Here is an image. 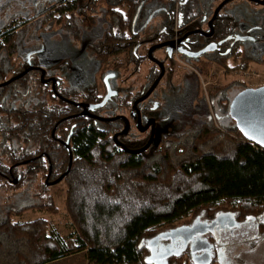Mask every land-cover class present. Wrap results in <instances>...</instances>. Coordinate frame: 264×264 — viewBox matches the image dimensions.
Instances as JSON below:
<instances>
[{
	"label": "trees",
	"instance_id": "obj_1",
	"mask_svg": "<svg viewBox=\"0 0 264 264\" xmlns=\"http://www.w3.org/2000/svg\"><path fill=\"white\" fill-rule=\"evenodd\" d=\"M141 2L107 0L102 3L109 27L101 41L90 49L96 63L122 55L135 57L133 49L138 39L131 26ZM55 3L59 4L52 7L53 13L58 16L46 24L54 31L69 35L73 24L76 26L78 22L73 14H89L86 10L90 11L89 7L81 8L78 0H56ZM188 8L183 11L186 13ZM19 35L15 33L14 37L0 41L4 44L0 46V56L4 52L9 59L15 53ZM203 56L198 67L204 76L213 64L226 72L250 70L254 64L264 65V58L248 50L242 54L232 50L230 68L224 57ZM19 69H13L14 73ZM229 87L216 88L209 97L218 127L204 118L191 132L161 133L139 154L126 150L142 148L146 137H121L124 149L112 138L118 127L116 123L69 116L76 111L73 106L49 107L43 102L34 113L23 112L24 139L35 142L40 152L51 159L52 172L64 173L71 151L70 167L62 182L64 211L75 235L73 239L62 241L43 217L28 222L12 220L13 216L18 217L30 209L57 215L58 209L45 195L42 203L9 209L0 216V264H49L82 251L94 264H149V260L154 264H194L186 255L157 259L146 242L159 235L174 234L178 228L194 226L200 218H212L217 212L238 219L264 213V149L243 139L230 119L228 106L233 97L227 94ZM70 95L73 100L80 97L76 92ZM136 98L137 94L114 99V102L118 108L128 109ZM220 116L229 118L221 122ZM0 131L5 132V129L0 127ZM57 137L69 138V151L64 142L59 144L55 140ZM39 161L44 163L46 173L47 160L41 157ZM3 187L15 189L17 186ZM186 217H189L188 222L176 224Z\"/></svg>",
	"mask_w": 264,
	"mask_h": 264
},
{
	"label": "flooded vegetation",
	"instance_id": "obj_2",
	"mask_svg": "<svg viewBox=\"0 0 264 264\" xmlns=\"http://www.w3.org/2000/svg\"><path fill=\"white\" fill-rule=\"evenodd\" d=\"M39 1L40 0H38V3ZM55 1L56 0H45L42 1L44 5L41 7H39V5H36V7L33 6L34 10H32V13H34L30 18L27 15L23 16L22 11H19L17 14L12 12V14L8 15L7 12H0V41L14 37L15 33L20 34V40L17 44L15 53H13L9 59L6 58L4 52L3 55L0 56V127L5 129V132L0 131V189H8L3 187V185L7 184L17 186L15 189L22 187L23 184H26L27 188L32 185V187H34L33 190L36 189V193L32 195L31 199L27 200L29 203L26 206H34L38 204L40 200H43L44 196L48 193V187L57 184L53 182H55L58 179L56 177H60L63 172H52L51 159L45 152H40L35 142L31 143L29 138L24 139L21 130L25 123L21 119L23 118V112L34 113L39 109L38 105L43 102H46L49 107H51V105L73 106L76 111L69 116L90 119L99 123H116L118 129L116 128L113 136L117 134L116 140L122 144L119 140L121 137L126 139L134 138L129 135H131V129L136 126L138 113L140 115V127H145L147 123H150L151 126L153 121L155 131L157 120L151 117L149 113L158 109L159 106L155 105L154 102L149 103L148 99L163 77H167L169 73L168 64L175 65L176 61L180 63H193L192 70L196 77L200 79V76L208 77L211 67L215 66V64L211 65L207 75H202L198 66L203 60V55L208 54L211 57L217 56V58L224 57L230 68L232 50H238L242 54L247 50L243 47L244 41L263 42L264 40V24L262 23L261 25V22L258 21L259 19H264V13L261 14V16L256 14V12H254L253 15L252 13H245L246 16H244V19H246L248 24L244 25L246 26L245 29H241L240 22L237 21L235 14L225 9L228 2L232 0L224 4L222 3L225 0H222L213 6L209 3L208 5L206 4L205 7L201 0H167L169 2V7L165 10L166 20H164L160 27L152 34L149 48L148 50L146 49L147 52L145 51V58L151 62L152 65L151 68H147L146 70V82L139 86L136 93L125 92L119 97L117 96L118 91L116 88L119 84L124 85L125 83L121 84L116 81V70L120 66L130 65L131 62L134 64L139 63L140 57L137 56V50L140 45L145 42V40L140 37V30L137 27L138 20L145 11L147 2V0H142L138 14L131 26V30L137 35L138 39L137 45L133 49L135 57L130 59L129 56L122 55L124 56V61L118 60L121 57L119 56L116 59H109L101 64L96 63L92 58V60L86 62V70L84 72L88 75L92 73V75H90V85L81 90H72L66 88L61 78L40 66L35 59L37 54L41 53L39 52V44L41 43L39 37L47 33L60 32L54 31L52 26L46 24L48 22L50 23L51 19H55L58 16L57 13H53L55 10L52 7L56 5H52ZM65 1L74 2L75 0ZM78 1L81 8L89 7L90 11L95 7H101L105 18L102 22L103 27H109L106 11L102 4L107 0H89L85 4H83L85 1ZM258 1L262 2L263 0H254L250 2L264 8V5H260ZM131 2V4H133V0H131ZM55 4L58 5L59 3ZM93 4L94 6H92ZM2 6L3 4H0V9ZM219 6L220 8L215 14L214 12ZM186 7L189 8L186 9L187 11L185 13L183 10ZM86 11L89 14L86 13L85 15L78 12L73 15L77 17L76 14H79L82 19L92 17L90 11ZM49 14L50 16L45 20L44 18ZM248 18H250L253 23L249 24ZM78 22H80V20H78ZM42 25H44V28L41 29L40 26ZM25 26H27L26 30H23ZM76 26L78 25L76 24ZM106 27L102 29V34L106 31ZM71 32H69L70 35H73ZM101 33L100 37L89 47V50L101 41ZM65 35L69 34L66 33ZM242 38L245 39L242 40ZM0 46H4V44L0 43ZM206 47L212 49L196 57L187 55L197 53ZM149 50H152L150 54ZM253 54L264 58L259 51L253 52ZM108 64L110 65L108 66ZM13 69L19 70H16L14 73ZM161 69L163 70V74L157 81L153 90L150 91L147 98L137 103L133 110V103L150 90L153 83L159 77ZM223 71L225 76L231 73V70L226 72L225 69H223ZM210 76L211 75H209V77ZM198 78L196 79L199 83ZM183 79L184 77L181 75L180 84H176L175 87L182 86L184 83ZM198 83H196L195 87V101L190 115L191 120L194 118L193 111L196 110L197 106L200 105L202 101L205 103L206 111L208 108L203 97L204 94L200 92ZM11 84H14V86L12 87ZM143 89L145 90L142 91ZM215 90L216 89H213L211 93L206 94L208 99L210 94L214 93ZM229 90L230 87L227 90L228 96L231 91ZM73 92L80 94L77 100L71 99L72 96L70 93ZM238 92L232 97L238 94ZM135 94H137V98L132 101L128 109L118 108L117 105H115L114 99L118 100ZM85 95H88V97H84ZM106 95H109V98L102 107L98 109L88 108V106L99 104ZM110 101L112 104H109ZM116 110H127L128 115H117L114 113ZM118 116L124 117L128 123L126 134H121L125 127V122L123 119L115 118ZM96 117L107 119V121L101 122L97 120ZM205 118L210 119V116H206ZM227 118L229 117L227 116ZM227 118L226 116H220L219 120L221 122H226L228 120ZM172 132L174 131L162 133ZM140 133L145 135L147 141L150 135L149 128ZM66 139L68 144L69 138ZM55 140L59 144L64 142L67 148L65 140H62L60 137H57ZM154 141L153 134L152 143ZM68 148L70 150V146H68ZM41 157L48 162V171L46 173L44 172V163L41 164L39 161ZM40 165H42V167H40ZM42 176L45 178L42 179ZM39 177H41L40 183ZM62 179L59 182H62ZM13 181H16V183H13ZM9 190H12V188H9ZM169 234L168 236L159 235L158 238L146 242V247L155 258L162 257L164 260L165 257L170 258L174 256L179 258L180 256L186 255L189 256L194 264H259L264 261V255L257 254L259 248L264 245V213L259 216H246L238 219L235 217L232 218L230 214L217 212L212 218L202 217L194 226L178 228L175 230L174 234ZM151 256L152 255L149 257L150 259H152ZM148 263L154 264L152 260H149Z\"/></svg>",
	"mask_w": 264,
	"mask_h": 264
},
{
	"label": "rangeland",
	"instance_id": "obj_3",
	"mask_svg": "<svg viewBox=\"0 0 264 264\" xmlns=\"http://www.w3.org/2000/svg\"><path fill=\"white\" fill-rule=\"evenodd\" d=\"M42 1L45 0H40L39 3L38 0H0V4H3L0 12H7L8 15L12 14V12L17 14L19 11H22L23 16L27 15L30 18L34 13H32V10H34L36 5H39V7L44 5ZM61 1L62 0H60V2ZM82 1H85L83 2V4H85L89 0ZM201 1L204 3L203 6L205 7L206 4L208 5L211 3L213 6L222 0ZM54 5L57 4L53 2L52 6ZM168 7L169 2L167 0H147L145 11L137 23V27L140 30V37L145 40L137 50V56L140 57L139 63L134 64L131 62L130 65H123L117 68L116 81L121 84L125 83L124 85L119 84L116 88L118 91L117 96L121 97L125 92L134 94L139 86L146 82V70L147 68H151L152 65L151 62L145 58V51L149 48L152 34L160 27L161 23L166 20L165 10ZM225 9L235 14L237 21L240 22L241 29H245L246 26L244 25L248 24L246 19H244V16H246L245 13H252L253 15L254 12H256L259 16L264 13L263 7L254 5L248 0H232L228 2ZM90 13L92 17L86 19L80 18L79 14H76L77 17H73L80 20V22H77L78 26L73 24L72 27L74 28L70 29L73 35L55 32L47 33L39 37L41 40L39 52L41 53H38L35 58L37 63L47 71H51L61 78L64 81L65 87L68 89L81 90L90 85V75H92V73L88 72L89 75L84 73L86 70V62L92 60L89 47L100 37L102 29L106 27H103L102 22L105 18L101 7L93 8ZM248 19L249 24L253 23L250 18ZM258 21L261 22V25L262 23L264 24V19H259ZM40 28H44V25L40 26ZM243 45L244 48L252 53L259 51V53L264 56V40L263 42L244 41ZM118 60L124 61V56H121ZM109 65L110 64H108V66ZM168 67L169 73L167 77H163L148 99L149 103L154 102L155 105L159 106L158 109L149 113L151 117L157 120L154 131L155 141L162 132H191V130L196 128L198 123L206 116H211L210 121L218 127L216 118H214L215 112L211 108L212 104L210 99L206 96V94L211 93L213 89L229 85L231 90H229V97H232L243 88H255L264 85V66H259L257 64L251 65L250 70H234L227 76H225L222 67L215 65L211 67L209 73V75H211L210 77L209 75L208 77L200 76V79L196 77L192 70L193 63H180L176 61L175 65L168 64ZM181 75L184 77V83L182 86L175 87L176 84H180ZM196 78L199 79V83ZM196 83L199 84L200 92L204 94L203 97L208 108L206 111L205 103L202 101V103L197 106L196 110L193 111L194 118L191 120L190 115L195 101ZM109 104H112V102L110 101ZM114 113L117 115H128L127 110H116ZM130 134L129 136H133L137 139L145 137L144 134L138 131L136 126L131 129ZM38 179L40 183L41 177ZM33 188L32 185L27 188L26 184H23L22 187L17 189H0V216H3L9 209L16 210L25 207L29 203L27 200L31 199L32 195L36 193V189L33 190ZM47 191L48 193L45 194L51 198L54 206L58 209L57 215H50L30 209L18 217L13 216L12 220L15 222H28L43 217L49 221L54 234L60 237L62 241L66 242L73 239L75 235L74 227L64 211L65 187L63 182H57V184L51 185L48 187ZM43 201L44 199L40 200L38 203H42ZM188 221L189 217H186L176 224ZM257 254L264 255V245L259 248ZM49 264L94 263L89 262L86 259L85 252L82 251L50 262ZM259 264H264V261Z\"/></svg>",
	"mask_w": 264,
	"mask_h": 264
},
{
	"label": "water",
	"instance_id": "obj_4",
	"mask_svg": "<svg viewBox=\"0 0 264 264\" xmlns=\"http://www.w3.org/2000/svg\"><path fill=\"white\" fill-rule=\"evenodd\" d=\"M229 0H225L222 4L227 2ZM248 1H254V0H248ZM259 2V1H258ZM221 4V5H222ZM260 5H264V0L262 2H259ZM220 5V6H221ZM220 6L215 10V14L217 13L218 9ZM245 38H242V40ZM164 45V44H163ZM210 47H206L202 50H200L197 53L194 54H187L190 57H196L198 55H201L202 53L209 51ZM152 50H149V54ZM163 74V70L161 69L159 77L156 79V81L153 83L151 86L150 90L141 98H139L137 101H135L132 105V109H135V106L137 103L143 101L145 98H147L148 94L150 93L151 90L155 87L157 84V81ZM109 98V95H106L99 104L93 105V106H88L89 109H98L102 107L106 100ZM136 112V111H135ZM228 114L230 119L233 121L236 129L240 133L241 137L245 139L247 142L252 143L253 145L264 149V86H258V87H247L243 88L241 91L236 94L233 99L230 101L229 106H228ZM118 119H123L125 122V127L122 130L121 134H126L128 130V123L126 119L122 116L115 117ZM97 120L101 122L107 121V119H101L97 118ZM154 122L152 121V125L150 126V123H147L145 127L141 128L140 127V115L139 113L137 114V122H136V127L139 132H144L146 129L149 128L150 130V135L145 143V145L138 149V150H126L127 152H130L132 154H139L145 150H147L151 143H152V137L154 134ZM117 134L113 136V140L116 144L119 146L123 147L124 146L117 142L116 140ZM67 144V142H66ZM68 149V147H67ZM125 149V148H124ZM69 151V150H68ZM69 154V165L67 170L53 183L59 182L64 175L67 173L70 163H71V153L68 152ZM13 183H16V181H13Z\"/></svg>",
	"mask_w": 264,
	"mask_h": 264
},
{
	"label": "built area",
	"instance_id": "obj_5",
	"mask_svg": "<svg viewBox=\"0 0 264 264\" xmlns=\"http://www.w3.org/2000/svg\"><path fill=\"white\" fill-rule=\"evenodd\" d=\"M213 117H214V115H213ZM214 118H216V117H214ZM210 119H211V116H210Z\"/></svg>",
	"mask_w": 264,
	"mask_h": 264
}]
</instances>
